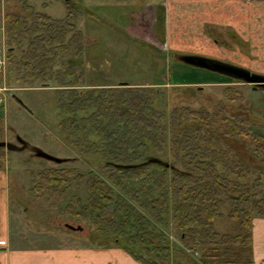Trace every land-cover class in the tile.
<instances>
[{"label": "trees", "instance_id": "16d2710c", "mask_svg": "<svg viewBox=\"0 0 264 264\" xmlns=\"http://www.w3.org/2000/svg\"><path fill=\"white\" fill-rule=\"evenodd\" d=\"M66 4L71 8L72 0ZM56 23L66 28L60 44L67 50L76 45L74 54L58 60ZM2 37L8 83H53L65 146L103 164L98 172L31 171L30 193L63 197L66 220L85 222L98 232L93 237L104 242L102 248L122 249L144 264H169L171 251L186 260L200 254L204 264H252V222L264 219V126L253 122L251 105L239 91L227 87L225 101L166 113L156 103L158 90L149 87L79 90L85 87L79 82L81 36L71 12L62 22L32 10L6 15ZM2 126L0 115V142ZM167 153L173 169L113 167L162 160ZM223 220L229 232L216 230ZM164 230L185 249L171 246Z\"/></svg>", "mask_w": 264, "mask_h": 264}, {"label": "rangeland", "instance_id": "374dc122", "mask_svg": "<svg viewBox=\"0 0 264 264\" xmlns=\"http://www.w3.org/2000/svg\"><path fill=\"white\" fill-rule=\"evenodd\" d=\"M66 3L0 0V42L6 15H24L32 10L62 22L71 12L81 36L78 57L82 59V74L75 71L76 75L81 74L79 82L85 87L79 90L123 84L128 88L149 87L158 90L156 103L168 113L182 106L210 107L225 101L223 91L229 87L250 103L253 122L264 126V89L225 80L224 76L178 61L179 56L205 57L264 76V0H72L71 8ZM53 25L52 35L58 42L56 60L61 58L59 55L68 58L76 51V45L70 43L68 50L64 48L60 42L66 28L58 23ZM61 72L55 71V75L61 76ZM7 79L0 76L4 142L16 144L20 138L50 156L67 160L56 165L27 151L13 153L1 149L2 155L8 156L0 166L10 178V209L22 216L28 228L70 233L101 247L104 242L96 238L97 231L85 222L70 223L61 215L63 197H36L30 193L29 172L57 167L98 172L103 164L92 158L83 159L65 146L58 130L60 118L53 83L25 88L12 78L9 83ZM162 160L173 163L170 153ZM65 224L81 226L82 231H68ZM229 227L223 220L215 228L229 232ZM164 234L171 246L185 249L171 232L164 230ZM171 254L169 264H204L200 254L192 260L172 251Z\"/></svg>", "mask_w": 264, "mask_h": 264}, {"label": "crops", "instance_id": "0c3cea01", "mask_svg": "<svg viewBox=\"0 0 264 264\" xmlns=\"http://www.w3.org/2000/svg\"><path fill=\"white\" fill-rule=\"evenodd\" d=\"M22 219L10 209V178L0 167V264H144L116 247L95 246L70 233L33 230ZM251 240L252 264H264V219L253 220Z\"/></svg>", "mask_w": 264, "mask_h": 264}, {"label": "water", "instance_id": "95a60500", "mask_svg": "<svg viewBox=\"0 0 264 264\" xmlns=\"http://www.w3.org/2000/svg\"><path fill=\"white\" fill-rule=\"evenodd\" d=\"M64 1L69 2V0H64ZM178 61L189 67L205 70L214 74L227 77L235 81H240L246 85H251L255 88L264 89V76L251 73L246 69L234 65L226 64L214 59H209L199 56H179ZM0 149H5L7 152H13V153H20L22 151H27L37 159L54 163L56 165H61L67 161L64 159H59L50 156L44 153L43 151H41L40 149L26 143L20 138H17L16 144H12L8 142H0ZM148 165H154L165 169H173V167L169 165L168 162H165L159 158H154V157L146 158L142 164H138V165H113V167L116 169L127 170L141 166H148ZM64 228L71 232L82 231L81 226H72L69 224H65Z\"/></svg>", "mask_w": 264, "mask_h": 264}, {"label": "built area", "instance_id": "2783aa9c", "mask_svg": "<svg viewBox=\"0 0 264 264\" xmlns=\"http://www.w3.org/2000/svg\"><path fill=\"white\" fill-rule=\"evenodd\" d=\"M5 71V46L3 40L0 42V76Z\"/></svg>", "mask_w": 264, "mask_h": 264}, {"label": "flooded vegetation", "instance_id": "af4514ba", "mask_svg": "<svg viewBox=\"0 0 264 264\" xmlns=\"http://www.w3.org/2000/svg\"><path fill=\"white\" fill-rule=\"evenodd\" d=\"M6 53H7V50L5 48V71H4V74L1 75L4 79H5V76H6V68H7V63H6Z\"/></svg>", "mask_w": 264, "mask_h": 264}]
</instances>
